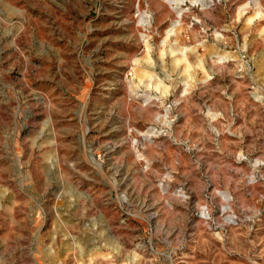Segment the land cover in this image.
<instances>
[{"label":"rangeland","instance_id":"374dc122","mask_svg":"<svg viewBox=\"0 0 264 264\" xmlns=\"http://www.w3.org/2000/svg\"><path fill=\"white\" fill-rule=\"evenodd\" d=\"M0 264H264V0H0Z\"/></svg>","mask_w":264,"mask_h":264}]
</instances>
